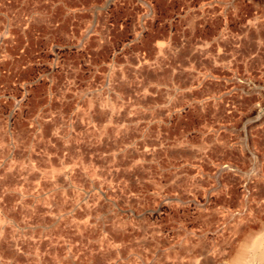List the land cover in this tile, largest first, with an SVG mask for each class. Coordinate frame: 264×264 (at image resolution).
I'll return each mask as SVG.
<instances>
[{
    "label": "rangeland",
    "instance_id": "rangeland-1",
    "mask_svg": "<svg viewBox=\"0 0 264 264\" xmlns=\"http://www.w3.org/2000/svg\"><path fill=\"white\" fill-rule=\"evenodd\" d=\"M78 4L72 82L0 74V264H264V0Z\"/></svg>",
    "mask_w": 264,
    "mask_h": 264
},
{
    "label": "built area",
    "instance_id": "built-area-1",
    "mask_svg": "<svg viewBox=\"0 0 264 264\" xmlns=\"http://www.w3.org/2000/svg\"><path fill=\"white\" fill-rule=\"evenodd\" d=\"M78 2L0 0V74L11 78L13 88L24 90V78L32 75L48 84L64 76L69 84L81 50L90 60L88 39L94 34L90 27L95 10L93 6L81 10Z\"/></svg>",
    "mask_w": 264,
    "mask_h": 264
},
{
    "label": "crops",
    "instance_id": "crops-1",
    "mask_svg": "<svg viewBox=\"0 0 264 264\" xmlns=\"http://www.w3.org/2000/svg\"><path fill=\"white\" fill-rule=\"evenodd\" d=\"M80 57H84V56H83V55L81 56V54H80V56H79V66H78V68H77V72H76L75 77L78 76L79 72L82 70V67H81V65H80V60H81ZM82 59H85V58H82ZM88 64H89V63H88ZM89 67H90V66H87V70H89ZM43 86H44L45 88L49 89V87L46 86V84H44ZM75 88H76V86L74 85L69 91L73 92V90H74ZM74 92H76V91H74ZM74 92H73V93H74Z\"/></svg>",
    "mask_w": 264,
    "mask_h": 264
},
{
    "label": "bare ground",
    "instance_id": "bare-ground-1",
    "mask_svg": "<svg viewBox=\"0 0 264 264\" xmlns=\"http://www.w3.org/2000/svg\"><path fill=\"white\" fill-rule=\"evenodd\" d=\"M218 198V197H217Z\"/></svg>",
    "mask_w": 264,
    "mask_h": 264
}]
</instances>
